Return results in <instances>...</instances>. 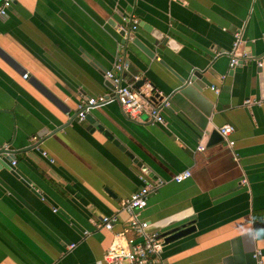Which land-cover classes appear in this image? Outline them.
Masks as SVG:
<instances>
[{"label":"crops","instance_id":"1","mask_svg":"<svg viewBox=\"0 0 264 264\" xmlns=\"http://www.w3.org/2000/svg\"><path fill=\"white\" fill-rule=\"evenodd\" d=\"M131 13L153 58L122 44ZM236 33L243 53L264 54V0H12L0 18V147L30 184L0 167V264H104L134 237L122 202L159 179L139 212L146 232L195 226L164 244L161 264H258L257 251L264 264V103H246L261 96L254 63L230 68ZM120 60L122 84L145 79L169 99L164 124L130 121L116 103L88 111L102 131L70 122L83 98L111 92ZM194 70L203 77L185 84ZM114 215L111 230L96 227Z\"/></svg>","mask_w":264,"mask_h":264},{"label":"built area","instance_id":"2","mask_svg":"<svg viewBox=\"0 0 264 264\" xmlns=\"http://www.w3.org/2000/svg\"><path fill=\"white\" fill-rule=\"evenodd\" d=\"M135 1V0H133ZM174 1V0H173ZM12 0H4L0 5V18L7 15V11L11 7ZM129 22L130 31L134 32L138 27V19L132 13L123 19ZM235 41L231 51L230 68L238 65L240 60L252 61L255 67L260 70L259 82L261 87V96L257 101H247L246 103L262 104L264 103V54L258 57H247L244 53L239 58L236 53L240 44L241 34L236 33ZM122 66L118 64L115 67L114 73H106L107 79L113 80L114 90L103 95L92 97H85L79 101L77 105V112L75 120L78 123L84 121L89 110L105 106L109 103H116L122 114L130 121L140 124L163 125V114L170 108L171 104L167 97L153 87L148 81H145L139 88L134 87V83L141 80L134 78V82L120 85L121 78L118 72L121 71ZM28 75L24 74L23 79H27ZM215 93L216 89L211 87ZM233 132L230 125H224L218 129L220 136L227 140L228 136ZM233 141L228 140V147L233 146ZM202 150V147L198 148ZM14 166V162L11 163ZM191 176L190 171L185 170L174 175L171 179L174 183H181ZM166 181L157 180L154 182H146L144 186L137 192L130 195L128 199L122 202L121 209L129 214L127 219L128 228L134 237L126 240L125 245L113 244L105 252L103 256L104 264H161V253L164 247L163 237L157 233L146 232L148 222L139 218V212L145 209L147 200L150 194L156 192L162 187ZM117 216H102L99 223L96 225L98 229L111 230L115 223H117ZM74 245H70L68 249H72ZM260 252L254 254L258 264H262L260 260Z\"/></svg>","mask_w":264,"mask_h":264},{"label":"water","instance_id":"3","mask_svg":"<svg viewBox=\"0 0 264 264\" xmlns=\"http://www.w3.org/2000/svg\"><path fill=\"white\" fill-rule=\"evenodd\" d=\"M129 14L123 16V18L127 17ZM123 25L124 27H122V30L120 31V35H122L123 37H125V39L122 41V44H127L128 42L131 41L132 44L136 45L139 49H141L142 51H144L145 53L149 54V57L150 58H153V53L150 52L147 48L143 47L139 41L134 37V34L136 33V31L138 30V27H139V22H138V27H137V30L134 31V32H131L130 31V24L129 22H126V21H123ZM155 35V38L156 39H161V37H163V34H157V33H154ZM244 44V41L243 39L241 38L240 39V44L238 46V49H237V53L236 55L240 58L243 54V51H242V46ZM150 52V53H149ZM247 57H251L250 55H247L246 53H244ZM231 55V53H230ZM243 60H240L239 63H242ZM238 63V64H239ZM120 64L121 67L122 66H126V68H122L120 72H118V75L120 76L121 78V83L120 85L124 86L126 84H122L123 81L126 82L125 80H123V77H124V72L127 70V64L124 62V61H118V63L116 64V66ZM203 77V73L200 72V71H191L189 77L187 80H184L183 82L185 84L187 83H194L195 80L199 79V78H202ZM146 80L145 79H141L137 82L134 83V87L137 89L139 88ZM109 84H110V87H111V91L114 90V83H113V80H109L108 81ZM134 82V77H133V80L131 81V83ZM130 84V83H128ZM87 116V114H86ZM86 120H88L92 125H94V127L96 129H98L99 131H102V126L99 125L98 121H93L94 119H89V117H86ZM75 119V116L71 118L70 122L74 121ZM85 120V119H84ZM64 127V126H63ZM63 127L57 129L56 131L54 130L52 133L50 134H54L55 132L61 130ZM217 133H214L212 135V140L210 142V144H215L216 141H215V135ZM221 139V138H220ZM38 146V144H33L32 146H30L28 149L26 150H30V149H33V148H36ZM121 150H123L122 148H120ZM15 155H16V152L14 151H11L10 149H7V148H4V147H0V167H4L5 169H7L11 175L13 176H21L20 173L18 172V170L12 166V162L15 160ZM21 178L23 179V182H25L27 185H29V181H27L24 177L21 176ZM195 232V226L193 224H189V225H183V226H180V227H177L173 230H170L168 232H165L161 235V237H163V241H164V244H169V243H172L176 240H179L185 236H188L190 235L191 233ZM261 256V255H260ZM261 258V257H260Z\"/></svg>","mask_w":264,"mask_h":264}]
</instances>
